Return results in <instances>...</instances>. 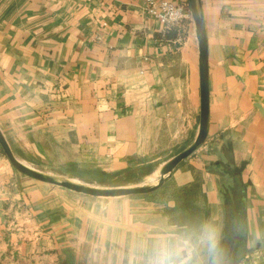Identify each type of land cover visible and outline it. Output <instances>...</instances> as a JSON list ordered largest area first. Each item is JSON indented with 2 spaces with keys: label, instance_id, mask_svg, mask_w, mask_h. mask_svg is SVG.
<instances>
[{
  "label": "crops",
  "instance_id": "obj_1",
  "mask_svg": "<svg viewBox=\"0 0 264 264\" xmlns=\"http://www.w3.org/2000/svg\"><path fill=\"white\" fill-rule=\"evenodd\" d=\"M200 2L208 138L151 195L171 183L197 194L210 226L232 236L220 264H264V0ZM148 8L149 0H0V130L19 162L94 188H139L158 184L164 167L196 142L201 96L194 21L187 29H165ZM88 199L21 174L0 147V248L14 247L10 237L30 223L59 248L56 241L76 230L91 233L87 226L98 213L101 228L128 226L119 231L129 234L131 263L152 264L162 239L190 231L167 220L171 199L167 206L148 198ZM118 259L121 264L124 255Z\"/></svg>",
  "mask_w": 264,
  "mask_h": 264
},
{
  "label": "rangeland",
  "instance_id": "obj_2",
  "mask_svg": "<svg viewBox=\"0 0 264 264\" xmlns=\"http://www.w3.org/2000/svg\"><path fill=\"white\" fill-rule=\"evenodd\" d=\"M191 10L190 4H188ZM192 14V11H191ZM193 17L191 20L185 21L182 25L186 26V29L189 28V24L192 23ZM185 28V27H184ZM188 32V30H187ZM187 34V33H186ZM188 149V148H187ZM190 157L187 159L189 160ZM77 194V193H76ZM152 194V193H151ZM144 195V196H132V197H123V198H93L86 196L89 198L90 202H114L118 200H128V199H137V198H148L149 202H156L157 204L162 203L166 206L169 205L170 199L173 200V204L175 206L174 209H167L168 215L167 220L170 224L176 225H186L190 231L180 232V236H190L195 238L198 236L204 226H210L209 220L211 219L208 215V211H204L201 207L203 202L199 203L194 201L197 197V194L189 193V191L185 192L183 187L177 188L175 184L171 183L165 187L164 193L157 195ZM82 195V194H79ZM85 196V195H82ZM196 196V197H194ZM184 198L186 200H184ZM192 198V200H190ZM169 199V200H168ZM184 206V208H182ZM185 209V210H183ZM181 211H185L186 214L182 215ZM128 208H127V219L128 216ZM140 219V218H138ZM93 223L88 225L91 229V233H85L84 236L78 230H76L72 235L68 236V240L59 239L56 243L57 245H61L59 248L51 247L53 241L49 238L48 234L42 231L43 238H40L39 231L35 230V225L32 223L26 225L24 228V232H17L13 236L10 237V240H13L12 248L3 249L0 248V264H84L87 260H93L91 264H119L117 261L119 260V254L124 255L123 262L121 264H133L130 262V250L127 247L128 242L130 240L128 232L119 231V229L127 228L126 224L124 225H116V226H107L100 227L98 221V213L91 218ZM125 223V222H123ZM109 225V224H107ZM19 227V226H18ZM213 228H217L219 232L220 239V254L218 258V264L222 262V259H225L228 255L229 249L228 246L224 245V241L230 240L231 235L229 233H221L220 229L221 225L211 226ZM20 228V227H19ZM108 229L109 232H105L104 229ZM198 229V231L194 230ZM145 230V229H143ZM86 235V236H85ZM92 237H97L100 239L98 243L97 240L93 241ZM144 232L139 233L138 239L139 242L143 241ZM102 240V241H101ZM113 240L115 244L125 246V248H119L116 250H105L101 248H97L95 245L104 244L105 241ZM18 242L25 243L24 247H21L22 244ZM73 245L74 248L65 249V245ZM230 244V243H229ZM100 246V245H99ZM21 247V248H20ZM147 251V250H146ZM145 250L139 249L138 253H144ZM125 256H129V258H125ZM109 258V259H107ZM98 260L100 262H98ZM106 260V262H104ZM121 260V259H120ZM95 262V263H94ZM141 264V263H138ZM145 264V263H143ZM192 264H210V261L207 257L206 252L203 249H200L196 255L193 257Z\"/></svg>",
  "mask_w": 264,
  "mask_h": 264
},
{
  "label": "water",
  "instance_id": "obj_3",
  "mask_svg": "<svg viewBox=\"0 0 264 264\" xmlns=\"http://www.w3.org/2000/svg\"><path fill=\"white\" fill-rule=\"evenodd\" d=\"M192 17L196 28L199 44V67H200V96H201V121L200 132L196 142L187 150L180 153L171 160L162 170L160 182L154 186L139 188L100 189L82 184H76L69 180L38 173L19 162L2 131L0 130V147L10 160L13 167L21 174L34 180L58 186L71 192L82 194L93 198H123L132 196H144L157 191L163 186L167 178L172 177L174 170L189 157H191L207 140L209 134L210 119V89H209V66H208V44L205 29V21L200 0H189Z\"/></svg>",
  "mask_w": 264,
  "mask_h": 264
},
{
  "label": "clouds",
  "instance_id": "obj_4",
  "mask_svg": "<svg viewBox=\"0 0 264 264\" xmlns=\"http://www.w3.org/2000/svg\"><path fill=\"white\" fill-rule=\"evenodd\" d=\"M203 249L210 264H218L220 239L217 229L204 226L198 236L162 239L155 250L152 264H192L193 257Z\"/></svg>",
  "mask_w": 264,
  "mask_h": 264
},
{
  "label": "built area",
  "instance_id": "obj_5",
  "mask_svg": "<svg viewBox=\"0 0 264 264\" xmlns=\"http://www.w3.org/2000/svg\"><path fill=\"white\" fill-rule=\"evenodd\" d=\"M148 13L157 19L165 29H171L192 19L188 4L177 5L167 1L157 3L154 0H149Z\"/></svg>",
  "mask_w": 264,
  "mask_h": 264
}]
</instances>
